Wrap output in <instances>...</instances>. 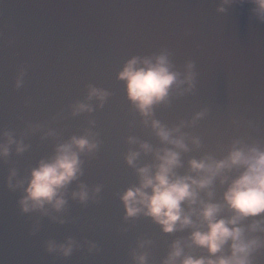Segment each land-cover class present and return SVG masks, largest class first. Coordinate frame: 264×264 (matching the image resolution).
I'll return each instance as SVG.
<instances>
[{
  "label": "water",
  "instance_id": "obj_1",
  "mask_svg": "<svg viewBox=\"0 0 264 264\" xmlns=\"http://www.w3.org/2000/svg\"><path fill=\"white\" fill-rule=\"evenodd\" d=\"M252 7L241 0H0V133L11 130L29 145L20 155L13 145L0 159V264H133L131 250L145 239L152 244L137 251H149V264H160L172 241L188 230L164 234L142 215L125 221L119 195L138 183L125 157L139 150V142L154 151L171 147L155 135L153 119L170 129L183 122L189 151L181 154L180 174L191 158H223L235 139L264 147V22ZM161 53L181 79L194 62V87L174 86L145 124L117 77L133 56ZM21 67L25 75L17 89ZM89 85L110 94L103 107L88 99ZM78 102L92 112L73 115ZM201 111L205 115L193 123ZM83 135L98 148L81 154L83 175L65 191L64 210L21 213L23 188L9 190L10 169L18 172L13 183L26 180L57 145ZM130 137L138 142L129 143ZM192 137L200 138L199 147ZM154 163V154L143 152L136 162ZM80 184L89 192L86 203L71 195ZM225 187L215 185L217 200ZM68 237L82 245L68 258L45 250L46 241ZM85 241L99 251L88 253ZM256 264H264V249Z\"/></svg>",
  "mask_w": 264,
  "mask_h": 264
},
{
  "label": "clouds",
  "instance_id": "obj_2",
  "mask_svg": "<svg viewBox=\"0 0 264 264\" xmlns=\"http://www.w3.org/2000/svg\"><path fill=\"white\" fill-rule=\"evenodd\" d=\"M230 2L224 0V3ZM241 2L250 3L252 12L264 22V0ZM218 10L224 11L222 7ZM193 68L194 62L189 61L181 79V72L173 70L167 53L133 56L117 78L124 81L128 100L148 124L154 106L166 102L174 86L186 83L188 91L194 87ZM24 75L25 69L21 67L15 88L22 86ZM109 95L107 91L89 85L88 99H98L99 107H103ZM92 110L90 104L78 102L73 107V115ZM204 115V111L196 113L192 122ZM151 127L159 140L171 147L154 151L149 143L139 142V150L128 152L125 159L136 170L138 183L119 195L125 221L142 215L150 218L164 234L188 230L186 237L172 241L160 264H256L257 254L264 249V147L235 139L223 158L210 155L191 158L187 162V173L180 174L178 169L183 167L181 154L189 151L186 134L181 132L183 122L170 129L153 119ZM0 136L3 137L0 142L2 160L9 157L13 145L17 155L29 147L11 130L3 131ZM137 142L135 138H129V143ZM191 143L199 147L201 140L192 137ZM97 148L98 141L90 139L89 135L72 136L68 142L57 145L52 157L41 159L26 180L13 183L18 172L15 168L10 169L9 190L23 188L24 194L18 200L21 213L45 210L46 206L57 212L63 211L67 204L65 191L83 175L81 154L92 153ZM141 152L153 153L156 163L137 167ZM217 182L221 187L226 185L219 200L214 191ZM94 191L99 193L101 186L97 185ZM71 195L81 203L89 199L84 184H80L79 191H73ZM35 231L33 229L31 233L35 234ZM84 243L88 245V253L99 251L96 243ZM151 244L148 239L138 242L137 248L130 253L133 264H149V251L137 249H145ZM81 247L72 237L60 243L55 240L45 242L49 254L58 253L65 259ZM196 250H200V254Z\"/></svg>",
  "mask_w": 264,
  "mask_h": 264
}]
</instances>
